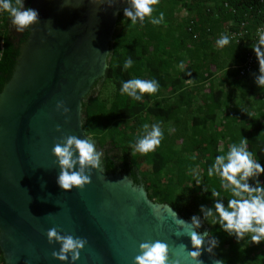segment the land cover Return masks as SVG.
I'll use <instances>...</instances> for the list:
<instances>
[{
  "label": "trees",
  "instance_id": "1",
  "mask_svg": "<svg viewBox=\"0 0 264 264\" xmlns=\"http://www.w3.org/2000/svg\"><path fill=\"white\" fill-rule=\"evenodd\" d=\"M30 2L25 0L27 7ZM153 7L154 17L164 14L160 25L148 18L131 25L123 11L118 13L105 75L81 102L82 129L102 149L105 173L125 175L142 185L150 200L191 220L201 205L212 206L213 190L221 191L219 178L209 177L207 169L232 143L246 139L254 159L264 165V89L254 83L256 56L248 72L240 74L239 68L264 22V0H158ZM242 22L241 44L231 39L218 47L220 35L238 31ZM11 26L0 14V90L18 54ZM128 58L134 64L124 71ZM134 78L156 79L160 89L133 101L119 89ZM102 82L111 86L107 98L96 95ZM155 123L164 133L160 146L147 155L135 152L143 125ZM260 179L264 182V175ZM221 195L226 203L228 194ZM199 231L218 240L214 256L224 264H264V243L238 242L202 216Z\"/></svg>",
  "mask_w": 264,
  "mask_h": 264
},
{
  "label": "water",
  "instance_id": "2",
  "mask_svg": "<svg viewBox=\"0 0 264 264\" xmlns=\"http://www.w3.org/2000/svg\"><path fill=\"white\" fill-rule=\"evenodd\" d=\"M127 6L125 0L111 6L107 0L101 5L31 0L28 6L38 11L40 22L19 43L10 77L0 90L4 264H61L52 257L59 245H50L46 235L53 227L88 241L77 264H134L139 245L155 240L169 245L170 260L179 257L183 264H193L187 256L194 250L188 236L191 220L150 200L142 185L118 172L105 173L102 164L83 190L65 192L56 183L59 168L52 148L61 136L88 137L81 102L105 75L117 15ZM58 101L70 109L67 115L56 111ZM206 247L207 242L200 260L216 264Z\"/></svg>",
  "mask_w": 264,
  "mask_h": 264
},
{
  "label": "clouds",
  "instance_id": "3",
  "mask_svg": "<svg viewBox=\"0 0 264 264\" xmlns=\"http://www.w3.org/2000/svg\"><path fill=\"white\" fill-rule=\"evenodd\" d=\"M93 5H101L106 0H90ZM115 0H107L111 6ZM127 7L123 15L131 25H143L146 18L152 25H160L164 21V14L154 17L153 5L158 0H125ZM0 14H6L11 25L18 33H24L32 29V26L40 22L37 10L25 7V0H0ZM231 43L227 34H221L217 39L218 47H225ZM259 64V72L255 75L254 83L260 89H264V30L258 29V38L252 47ZM134 61L128 58L123 64V70L132 68ZM183 69L184 65H179ZM160 89L156 79L134 78L121 82L119 89L121 95H126L133 101H143L145 95L152 96ZM56 111L67 115L70 111L64 101L56 103ZM61 131L59 126L56 129ZM164 138L159 123L143 125L142 135L133 145L135 152L147 155L154 152ZM247 140L241 139L238 143H232L225 154L215 157L214 162L207 169L209 177H218L220 189L228 194L225 197L221 191L213 190L214 198L212 206H200V215L191 218L192 231L188 235L194 250L187 251L188 258L193 264H203L200 260L202 246L207 242L206 251L215 254L218 240L208 232L201 233V216L205 221L211 219L213 224L235 237L239 242L248 239L251 244L264 243V182L260 177L264 175V165L254 159V155L247 148ZM59 168L56 183L62 191L71 192L73 189L83 190L91 183V175L98 170L103 161V152L97 149V145L90 138L81 139L74 135L61 136L52 148ZM176 216V213H175ZM181 225L188 224L177 219ZM47 239L50 245L58 244L59 250L52 252L53 259L61 264H77L80 254L88 241L72 234H61L53 227L47 231ZM139 255L134 259V264H183L181 258L170 260L169 245L160 240L147 241L139 245ZM216 264H224L223 260H217Z\"/></svg>",
  "mask_w": 264,
  "mask_h": 264
},
{
  "label": "built area",
  "instance_id": "4",
  "mask_svg": "<svg viewBox=\"0 0 264 264\" xmlns=\"http://www.w3.org/2000/svg\"><path fill=\"white\" fill-rule=\"evenodd\" d=\"M241 26L244 27L245 30H241ZM246 23L245 22H242L240 24V29L238 31H229L227 29V35H229L230 39H232L234 42L238 43V44H241V37H243V35L246 33ZM258 29L260 30H264V22L260 25H258L256 27V31H255V34H254V37H255V41L253 42V44L255 45V43L257 42V38H258ZM248 57H246V63H244L241 67L239 66L240 68V74H243L245 73V71H249L250 67L253 65L254 63V60H255V53L254 51L252 50L251 53L247 54Z\"/></svg>",
  "mask_w": 264,
  "mask_h": 264
},
{
  "label": "rangeland",
  "instance_id": "5",
  "mask_svg": "<svg viewBox=\"0 0 264 264\" xmlns=\"http://www.w3.org/2000/svg\"><path fill=\"white\" fill-rule=\"evenodd\" d=\"M112 90L111 86L109 84H103V82L100 84V87H98L97 93L100 97L107 98V96H111ZM97 145V144H96ZM97 149L102 151V149L97 145Z\"/></svg>",
  "mask_w": 264,
  "mask_h": 264
},
{
  "label": "flooded vegetation",
  "instance_id": "6",
  "mask_svg": "<svg viewBox=\"0 0 264 264\" xmlns=\"http://www.w3.org/2000/svg\"><path fill=\"white\" fill-rule=\"evenodd\" d=\"M25 7H27V5L25 4ZM28 32L25 31L24 33H18L15 31V29L13 28V26H11V35H12V39H13V43L17 46L20 42V39L23 38V35Z\"/></svg>",
  "mask_w": 264,
  "mask_h": 264
}]
</instances>
